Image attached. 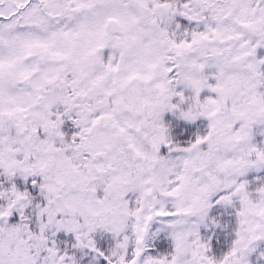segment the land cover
<instances>
[{
  "label": "snow or ice",
  "instance_id": "snow-or-ice-1",
  "mask_svg": "<svg viewBox=\"0 0 264 264\" xmlns=\"http://www.w3.org/2000/svg\"><path fill=\"white\" fill-rule=\"evenodd\" d=\"M0 264H264V0H0Z\"/></svg>",
  "mask_w": 264,
  "mask_h": 264
}]
</instances>
